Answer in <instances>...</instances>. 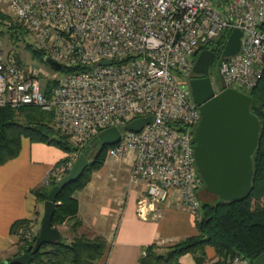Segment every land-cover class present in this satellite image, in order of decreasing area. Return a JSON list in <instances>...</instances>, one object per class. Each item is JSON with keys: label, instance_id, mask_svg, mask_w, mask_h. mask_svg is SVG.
<instances>
[{"label": "built area", "instance_id": "built-area-1", "mask_svg": "<svg viewBox=\"0 0 264 264\" xmlns=\"http://www.w3.org/2000/svg\"><path fill=\"white\" fill-rule=\"evenodd\" d=\"M34 45L67 67L50 93L33 65L0 47V107L40 106L79 149L58 168L61 179L103 129L140 116L141 131L122 129L109 158L129 159L130 185H144L142 218L176 197L200 214L203 179L195 127L202 116L187 80L199 52L225 30L241 29L238 54L220 57L216 94L252 89L264 69V0H3ZM228 39V38H227ZM227 43V42H226ZM110 59L112 64L100 61ZM239 87V88H240ZM238 88V89H239ZM29 237L30 234L26 233ZM146 255V251H142ZM232 264H250L236 255Z\"/></svg>", "mask_w": 264, "mask_h": 264}, {"label": "trees", "instance_id": "trees-1", "mask_svg": "<svg viewBox=\"0 0 264 264\" xmlns=\"http://www.w3.org/2000/svg\"><path fill=\"white\" fill-rule=\"evenodd\" d=\"M0 16L2 18L0 23L6 24L4 19L7 15L0 11ZM8 30L17 39L23 31L27 32L25 27L20 25H8ZM2 32L0 30V34ZM230 33V30H225L209 45L220 57ZM26 47L32 52L33 58L46 62L44 58L49 55L45 49L38 48L31 42H27ZM18 58L20 59V56ZM80 68L63 65L60 70L72 72ZM261 76L252 89H242L253 97L251 111L259 117L262 126L259 144L253 155L254 180L251 194L243 200L229 201L219 196L214 203L201 202L202 212L196 216L199 232L165 246L164 250H161L162 246L156 242L147 245L144 248L146 255L141 256L142 264H181L180 259L187 252L195 255L198 264H204L208 257L209 246L214 248L217 256L211 264H232L236 255L248 258L250 264H254L255 259L264 253V69ZM57 81L54 79L48 82L46 88L48 93ZM53 116V112L31 104L16 108L0 107V164L15 158L21 151L23 138L28 136L33 141H44L67 150L69 154L62 161H67L72 153L79 151L69 135L63 133L53 122ZM108 147L106 145L103 150H100L98 146L92 157L89 156L90 166L84 170L77 181L68 183L56 197L57 206L52 223L56 227L67 223L74 231V237L68 241L63 236L58 243L42 244L35 252L33 247L39 230L28 239L24 237L25 240L20 235L18 242H24L20 243L19 251L4 260L9 262L24 252H30L31 264H103V258L109 253V242L102 234L91 236L80 232L83 222L79 217L80 203L75 193L85 188L91 180V175L88 174L90 170L100 169L105 164ZM59 181L60 179L57 180L50 175L43 185L32 190L36 199L46 201L51 188ZM30 223L31 220L28 218H19L11 224V233L18 234L20 226L27 227ZM4 260L0 257V262Z\"/></svg>", "mask_w": 264, "mask_h": 264}, {"label": "crops", "instance_id": "crops-1", "mask_svg": "<svg viewBox=\"0 0 264 264\" xmlns=\"http://www.w3.org/2000/svg\"><path fill=\"white\" fill-rule=\"evenodd\" d=\"M68 154L44 141H33L24 137L20 153L0 164V253L4 258L16 254L18 237L11 233V224L19 218L38 221L44 212L45 201L36 199L32 190L43 185L52 175L55 165ZM123 166L111 168L107 163L96 172V184L92 190L87 183L78 198L79 217L83 224L80 232L91 236L102 234L109 242V253L103 258V264H142L144 248L156 242L163 250L165 246L185 236L199 232L196 216L174 197L169 202L157 203V210L148 218L138 214V200L146 195L144 185H130L128 182L130 162L123 161ZM110 170L114 173V188L105 190L101 183ZM128 171V172H127ZM104 174V175H102ZM94 177V174H93ZM89 191L84 192V190ZM84 202H83V201ZM207 253L217 258L214 248L209 246ZM181 264H198L195 255L184 253ZM206 260L204 264H207Z\"/></svg>", "mask_w": 264, "mask_h": 264}, {"label": "water", "instance_id": "water-1", "mask_svg": "<svg viewBox=\"0 0 264 264\" xmlns=\"http://www.w3.org/2000/svg\"><path fill=\"white\" fill-rule=\"evenodd\" d=\"M241 41V29L237 27L230 33L222 57L238 54ZM213 56L211 50H201L194 64V72L208 73ZM44 60L57 70L63 66L51 55L46 56ZM100 63L112 64V60L105 59ZM190 87L202 116L195 127L194 154L206 189L225 200H243L252 192L253 155L259 144L262 128L259 117L251 111L253 97L235 87H227L216 94L215 78H211L210 75L191 78ZM153 120L152 116H140L128 122L122 129L141 131ZM122 129L117 125L103 129L93 138L91 145L79 153L67 175L51 188L45 201L44 214L33 251H38L42 244L58 243L62 240L60 228L52 223L56 212L57 195L68 183L77 181L90 166L89 154L92 148L100 146V150H103L106 145L116 144L121 139ZM31 260L32 254L24 252L13 260L9 262L4 260L0 264H31ZM254 264H264V253L255 259Z\"/></svg>", "mask_w": 264, "mask_h": 264}, {"label": "rangeland", "instance_id": "rangeland-1", "mask_svg": "<svg viewBox=\"0 0 264 264\" xmlns=\"http://www.w3.org/2000/svg\"><path fill=\"white\" fill-rule=\"evenodd\" d=\"M0 11L4 12V14L7 15V17L4 19V21H6V24L4 22H3L4 24L0 23V30L3 31L0 34V47H3V49H6V51H8V50L12 51L13 50L18 56H20V59L24 62L25 65H27V66L33 65L35 67V69L37 70V73H39V80L42 83V85L47 87L48 86L47 85L48 82L51 81V80L56 79L58 77V75H60V77L63 78L69 73V72H65V71H61V70L57 71V70L53 69L51 66H49V64H47L46 62L40 60L39 58H37V59L33 58L32 52L30 51V49L28 47H26V43L27 42L33 43L34 42V37L31 36L30 34H28L27 32L23 31V33H21L19 35L20 38L17 39L16 36H14L12 34V32H10V30H8V25L9 24L7 25V22H9L11 20L12 12H9L7 4L3 0H0ZM0 19H2L1 16H0ZM209 75L216 76L218 78L219 83L222 84V79L219 78L218 72L216 70L212 69L209 72ZM187 82L189 84L190 77L187 80ZM240 88L243 89L242 87H240ZM244 90H246V89L244 88ZM53 122L55 123L54 119H53ZM56 125H57V123H56ZM57 127H58V125H57ZM53 146H56V145H53ZM107 146L110 147V145H107ZM56 147L59 148L58 146H56ZM59 149H61L64 153H66V155L69 154V152L67 150L65 151L62 148H59ZM97 149H98V146L93 147L92 151L89 154V156L92 157V154L94 152H96ZM105 158H106V161H108L107 164L111 168L116 167V169H117V167L123 166V164H124L123 161H129V159L109 158L108 157V149L106 151ZM63 163H64V161H62V162L60 161L59 163H57V165H55V168L52 171V176L56 177L57 180L60 179L59 176H58L59 175V173H58L59 169L58 168ZM98 170L99 169H92L88 173V174L91 175V178H93V182L89 186L90 190H92V188H94L95 185H96L94 182L97 181L98 173H96V172ZM108 170L109 171L105 175L102 174V175H104V178L98 182V183H101L102 186H104L105 190H108L110 188H114L115 187L114 186L115 183H113L112 179H113L114 173L116 174L117 172H115L114 170H110V169H108ZM93 174H94V177H93ZM204 184H205V182L202 184V186L198 190L199 198H200V204H201V202H207V201L211 202V203H214L215 201H217L218 196L213 194V193H211V192H209V191H207L206 185H204ZM89 189L84 190V192L89 191ZM80 192L81 191H77V194H80ZM201 212H202V204H201V208H200V213ZM43 214H44V212H42L41 218L38 221L39 226L36 225L37 223L36 224L34 223L35 222L34 219L31 220V223L27 227L26 226H20V228L18 229V234H16V237H18V241L20 240V235H22L23 238L25 237L26 239H28L29 237H32L33 233H35L36 231L40 230V226H41L40 223H41V219L43 217ZM57 226L60 228V230L62 232V235L68 241L71 240L74 237V231L72 230L71 226H69L67 223L60 224V225H57ZM26 233H29L30 236L27 237ZM25 238H24V240H25ZM22 242H24V241H22ZM22 242L20 241V242H17L15 244L16 245L15 249L17 251H19L18 250L19 249V245ZM5 255L0 253V257L3 260L7 259V258H4ZM10 256H12V255H10ZM6 257H7V255H6ZM213 259H214V257H210V254H208V257H207L208 263L207 264H211L210 262Z\"/></svg>", "mask_w": 264, "mask_h": 264}, {"label": "flooded vegetation", "instance_id": "flooded-vegetation-1", "mask_svg": "<svg viewBox=\"0 0 264 264\" xmlns=\"http://www.w3.org/2000/svg\"><path fill=\"white\" fill-rule=\"evenodd\" d=\"M203 49L211 50L214 53L213 59H212V61L210 63L209 72L212 69L216 70L217 72H219V69H220V65H219L220 64V55L214 49L212 50L210 46L204 47ZM199 54H200V52H199ZM209 72L208 73H201V74H197V73L193 72L192 78H195V77L201 78L202 76H207V75H209Z\"/></svg>", "mask_w": 264, "mask_h": 264}]
</instances>
